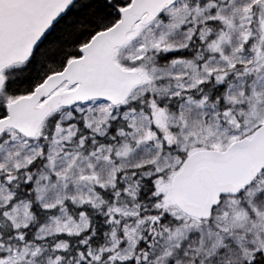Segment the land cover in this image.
<instances>
[{
    "label": "snow or ice",
    "instance_id": "1",
    "mask_svg": "<svg viewBox=\"0 0 264 264\" xmlns=\"http://www.w3.org/2000/svg\"><path fill=\"white\" fill-rule=\"evenodd\" d=\"M0 264H264V0H0Z\"/></svg>",
    "mask_w": 264,
    "mask_h": 264
}]
</instances>
